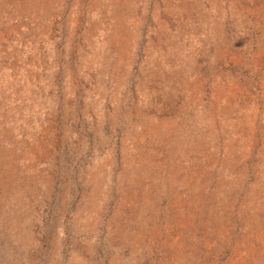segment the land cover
<instances>
[{"label":"rangeland","instance_id":"374dc122","mask_svg":"<svg viewBox=\"0 0 264 264\" xmlns=\"http://www.w3.org/2000/svg\"><path fill=\"white\" fill-rule=\"evenodd\" d=\"M0 264H264V0H0Z\"/></svg>","mask_w":264,"mask_h":264}]
</instances>
